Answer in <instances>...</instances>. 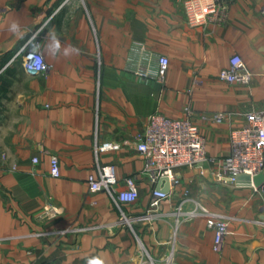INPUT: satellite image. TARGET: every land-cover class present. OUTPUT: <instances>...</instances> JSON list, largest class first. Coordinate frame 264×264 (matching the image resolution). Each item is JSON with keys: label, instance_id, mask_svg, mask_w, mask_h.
Instances as JSON below:
<instances>
[{"label": "crops", "instance_id": "1", "mask_svg": "<svg viewBox=\"0 0 264 264\" xmlns=\"http://www.w3.org/2000/svg\"><path fill=\"white\" fill-rule=\"evenodd\" d=\"M182 1L0 0V264H142L143 249L159 260L171 214L192 211L194 202L228 217L227 234L216 253L205 220L178 215L175 264H264L261 193L212 180L231 131L247 114L264 112V0H234L225 23L194 29ZM23 48L41 55L44 74L24 73ZM232 56L249 71L247 86L218 79ZM158 57L168 60L162 84L136 76L154 71ZM186 109L213 162L177 170L162 219L146 222L158 185L143 175L137 137L151 116L179 120ZM200 114L226 119L209 124ZM105 143L122 147L96 154ZM50 157L59 161L58 178L50 176ZM97 165L113 166L116 192L135 178L137 201L91 194L86 180ZM48 203L63 214L41 222ZM121 212L134 220L132 230L118 223Z\"/></svg>", "mask_w": 264, "mask_h": 264}, {"label": "built area", "instance_id": "2", "mask_svg": "<svg viewBox=\"0 0 264 264\" xmlns=\"http://www.w3.org/2000/svg\"><path fill=\"white\" fill-rule=\"evenodd\" d=\"M234 0H183L181 6L185 15L186 24L189 28L206 27L209 24H222L227 20L231 3ZM35 35L33 36V38ZM21 65L26 75L36 77L45 72V65L41 55L32 50L23 48ZM154 71L138 70L136 76L144 80H155L162 84L168 68V60L158 57ZM251 75L245 64L238 56H232L228 66L218 74V79L229 85L247 86ZM184 119L172 120L161 115L151 116L146 124L144 132L137 137L136 150L144 161L143 175L149 182L156 186L161 181L167 180L169 192L162 191L164 182L160 189L154 188L151 192L148 208L143 220L149 223L161 220L163 214L159 211L162 202L168 199L170 193L179 184L177 170H193L213 162L207 157L205 150V139L200 129L192 122V112L185 110ZM199 119L209 124H220L226 119L225 114L211 116L200 114ZM229 153L212 172V180L218 185L239 188L237 177L247 175L251 181L264 171V112L249 113L244 118V123L229 135ZM117 143H105L96 146V154L117 152L121 149ZM38 160H32L36 165ZM50 176L58 178L59 161L56 157H50ZM118 180L113 166L97 165L96 172L87 177L86 184L91 194L101 192L107 193L110 198L118 204L130 205L138 199V185L136 179L128 177L123 180L124 189L115 191ZM256 192H260L264 200V185L259 189L250 186ZM264 214V204H262ZM63 210L52 203L46 204L39 215L41 222H51L60 218ZM175 217L171 235L168 240V252L159 260H155L146 250L141 251L142 264H175L176 238L179 227L178 215L183 220L194 218L204 219L206 228L214 233L213 251L219 252L224 237L227 234V226L230 219L222 214L209 211L198 202H194V209L190 212L181 213L176 208L171 214ZM134 220L120 213L118 223L132 230ZM264 226V222L261 223ZM76 233L86 232L87 229L73 230ZM36 234L35 236H39ZM41 236V235H40Z\"/></svg>", "mask_w": 264, "mask_h": 264}, {"label": "water", "instance_id": "3", "mask_svg": "<svg viewBox=\"0 0 264 264\" xmlns=\"http://www.w3.org/2000/svg\"><path fill=\"white\" fill-rule=\"evenodd\" d=\"M237 181L238 184L240 186H250V184L252 183V185L254 186V188L259 189L262 185H264V171H262L258 176L254 177L251 181L250 177L247 175H240L237 177ZM162 182H164V186H163V192L164 193H168L169 192V187H168V183L167 180H163L158 184V188L160 189L162 187Z\"/></svg>", "mask_w": 264, "mask_h": 264}, {"label": "clouds", "instance_id": "4", "mask_svg": "<svg viewBox=\"0 0 264 264\" xmlns=\"http://www.w3.org/2000/svg\"><path fill=\"white\" fill-rule=\"evenodd\" d=\"M16 27H17V26H16L15 24H13L12 29L15 30ZM54 47H55L57 50H59L60 45H59V42H58V41L55 42Z\"/></svg>", "mask_w": 264, "mask_h": 264}]
</instances>
